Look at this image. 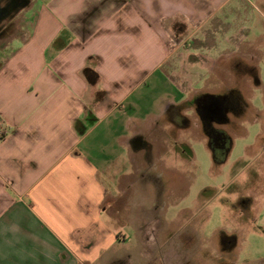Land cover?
<instances>
[{"label":"crops","instance_id":"1","mask_svg":"<svg viewBox=\"0 0 264 264\" xmlns=\"http://www.w3.org/2000/svg\"><path fill=\"white\" fill-rule=\"evenodd\" d=\"M227 2L40 0L21 8L31 12L23 14L26 26L0 60V264H96L124 244L108 228L109 220L120 225L119 195L126 191L114 185L116 167L126 160L132 172L124 177H142L148 169L136 160L167 140L162 121L180 129L170 114L179 108L173 100L165 108L139 101L156 73L185 92L192 88L185 61L214 69L231 60L223 49L215 54L228 40L205 28L212 19L223 24L215 17ZM86 68L96 84L84 78ZM137 90L139 100L123 107ZM154 176L156 188L161 179ZM134 216L145 257L147 221L164 230L166 224L151 207Z\"/></svg>","mask_w":264,"mask_h":264},{"label":"rangeland","instance_id":"2","mask_svg":"<svg viewBox=\"0 0 264 264\" xmlns=\"http://www.w3.org/2000/svg\"><path fill=\"white\" fill-rule=\"evenodd\" d=\"M28 1L36 8L40 0ZM227 1L215 17L223 24L215 25L212 19L205 28L211 27L215 40H228L215 54L223 49L231 53V60L218 61L214 69L200 61H185L183 74H190L192 80V88L185 92L156 73L147 99L139 101L143 107L165 108L166 102L173 100L179 108L170 114L179 117L180 129L162 121L168 138L156 145L149 158L136 160V165L148 169L142 177L141 173L124 177L132 172L126 160L122 159L116 167L119 170L114 185L126 191L119 195L120 225L109 220L108 228L118 230L126 240L96 264L123 257H129L130 264H176L179 251L183 264L195 253L200 255L198 264H218L229 257L220 248L224 237L230 238L227 252L232 264H264V0ZM22 7L0 22V60L9 51L4 50L7 42L18 35L20 26H26L23 14L31 12L19 13ZM139 93L137 90L131 94L123 107L138 101ZM195 94H201L203 101L217 99L216 102L222 96L227 104L240 99L241 104L236 103L240 113L246 107L242 119L234 120L235 112L228 116L233 122L221 127L231 146L225 151L223 140L218 142L222 144L215 156L219 162L214 160L210 138L203 133L196 107L186 108L184 103ZM154 174L161 179L156 188ZM128 181L133 183L130 188ZM153 203L159 204L155 210ZM150 207L167 229L157 224L161 231L154 241H147L149 248L144 257L133 215Z\"/></svg>","mask_w":264,"mask_h":264},{"label":"flooded vegetation","instance_id":"3","mask_svg":"<svg viewBox=\"0 0 264 264\" xmlns=\"http://www.w3.org/2000/svg\"><path fill=\"white\" fill-rule=\"evenodd\" d=\"M27 3V0H0V22L3 21L10 13H13L16 9H18L20 6L25 5ZM221 100H219L218 102L217 99L214 100L215 101H203V99L199 98L196 101V115L198 117V120L200 122L201 128L202 130H207L210 137L212 138V141L214 142V144L216 146H218V142L221 140V138L217 136H215L216 132L218 130L223 131L221 127L232 123L233 121L230 120V118L228 117L230 114H233L236 112V117H234L236 121L240 120L239 118L242 119L243 114H244V109L246 107H243L241 109V113H240V109L238 106H236V103H240V99H236V101H234V103L232 104H227V102H225V97L220 98ZM235 99V98H234ZM157 222L155 221H147V234H145V237L147 238V241L152 242L155 240L156 234L158 232H160L161 230H157ZM161 227H163V225H160ZM157 230V231H156ZM164 233V232H163ZM230 238H226L224 237L223 239V245L220 246V248L222 247L223 250V254H226L228 257L227 259H223V260H219L218 264H232V256L230 255V253L227 252V249L230 247V242L229 240ZM166 240H171V238H166ZM215 247V244H214ZM179 254V258L176 261V264H179L180 262V258H181V252H178ZM186 255V254H185ZM184 255V256H185ZM189 255V254H188ZM162 259V258H161ZM161 259H159V261H161ZM185 259V258H184ZM200 259V255L195 253L190 255V258L187 259L186 264H198V261ZM215 259V256H214ZM206 260V257H205ZM205 262V261H204ZM161 264H166L164 261L160 262ZM216 263V262H215ZM147 264H152V261L147 262ZM174 264V263H171ZM183 264V262L181 263Z\"/></svg>","mask_w":264,"mask_h":264},{"label":"trees","instance_id":"4","mask_svg":"<svg viewBox=\"0 0 264 264\" xmlns=\"http://www.w3.org/2000/svg\"><path fill=\"white\" fill-rule=\"evenodd\" d=\"M83 76L84 78L86 79V81L91 84V85H94L96 84V82L98 81V76L96 73H94L93 71H91L90 69L86 68L84 71H83ZM101 95H98L97 98H99ZM203 133L204 135H206L207 137L210 138V143H209V147L211 148V150L213 151V155L214 157L216 156V153L218 152V147L222 146V144L224 145V150L227 151L228 149H230V146H231V142H230V138L229 136L227 135L226 132L224 131H220L218 130L215 134L218 136L219 134V137L221 138V140H223L222 144L221 145H218L216 146L214 144V142L212 141V138L210 137L209 133L207 130H203ZM214 160L216 162H219L220 160L216 159V157L214 158ZM223 160V159H222ZM221 160V161H222Z\"/></svg>","mask_w":264,"mask_h":264}]
</instances>
